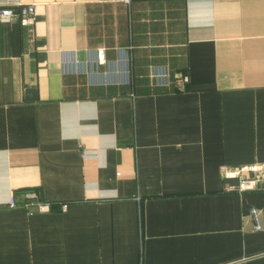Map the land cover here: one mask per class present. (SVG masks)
<instances>
[{
	"label": "crops",
	"instance_id": "crops-1",
	"mask_svg": "<svg viewBox=\"0 0 264 264\" xmlns=\"http://www.w3.org/2000/svg\"><path fill=\"white\" fill-rule=\"evenodd\" d=\"M12 1L0 264H264V183L220 171L264 163V0Z\"/></svg>",
	"mask_w": 264,
	"mask_h": 264
},
{
	"label": "built area",
	"instance_id": "built-area-1",
	"mask_svg": "<svg viewBox=\"0 0 264 264\" xmlns=\"http://www.w3.org/2000/svg\"><path fill=\"white\" fill-rule=\"evenodd\" d=\"M129 1V0H125ZM19 9V16L21 24L27 31L30 42H33L35 36V5H25L18 1H12L10 4L0 9V18L3 20H10L15 16L14 8ZM96 60L99 65L106 63V50L100 47L96 51ZM188 82V77H179L175 81L178 89L183 90L185 84ZM222 176L227 180H237V185L226 186L228 191H248L261 189L264 183V163L263 164H249V165H222L220 169ZM19 197L14 193L11 196L10 207H17L22 205L27 209H36L39 211H49L50 204L42 201L40 194L36 190H28L22 192ZM66 208V204L63 205Z\"/></svg>",
	"mask_w": 264,
	"mask_h": 264
}]
</instances>
